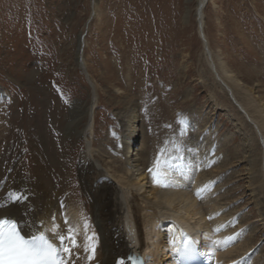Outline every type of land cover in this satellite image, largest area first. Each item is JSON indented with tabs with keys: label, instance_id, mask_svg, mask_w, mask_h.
I'll return each mask as SVG.
<instances>
[{
	"label": "rangeland",
	"instance_id": "1",
	"mask_svg": "<svg viewBox=\"0 0 264 264\" xmlns=\"http://www.w3.org/2000/svg\"><path fill=\"white\" fill-rule=\"evenodd\" d=\"M198 2L0 0V156L9 145L26 156L29 151L23 144L28 142V132L39 131L60 142L63 116L75 100L96 101L97 132L91 142L106 144L118 163L125 162V156L110 150L108 139L119 140L117 148L121 149L120 140L132 127L140 150L145 133L164 143L156 155L165 153L166 147H176L185 159L188 146L177 147L180 144L175 134H180L181 128L187 134L189 129L193 134L211 130L215 133L212 141L228 140L226 148L238 146L243 136L235 130L237 110L229 99L236 105L238 102L226 85L228 95L215 96L222 95L224 89L203 56L204 38L195 16ZM205 20V34L217 57L226 61L244 88H253L255 96L263 95L264 0H208ZM83 34V52L79 49L77 54ZM39 101L47 104L42 107ZM40 112L42 118L36 128L29 121L38 119ZM55 129H59V137ZM15 135L22 146L13 142ZM261 140L264 144V138ZM85 144L73 141L67 147L71 156L64 172L76 174L78 159H73ZM61 146L60 142V151L64 149ZM193 153L200 154L199 150ZM231 162L233 165L223 172L213 167L218 178L222 176L213 182V194H224L226 206L240 217L235 227L241 226L237 231L244 234L250 225L260 222L245 166L238 158ZM23 163L28 165V158ZM67 182L72 188L79 186L72 177ZM196 219L200 215L192 222ZM200 243L201 252L209 256L205 252L212 248L211 243ZM255 247L264 253V236L252 249ZM172 253L173 249L166 250L162 264H172Z\"/></svg>",
	"mask_w": 264,
	"mask_h": 264
},
{
	"label": "bare ground",
	"instance_id": "2",
	"mask_svg": "<svg viewBox=\"0 0 264 264\" xmlns=\"http://www.w3.org/2000/svg\"><path fill=\"white\" fill-rule=\"evenodd\" d=\"M207 2L199 0L195 15L199 34L204 38L203 56L224 89L222 95L217 93L215 96L225 98L228 86L238 102L236 105L229 99L237 110L235 130L243 136L241 143L226 148L228 140L212 141L215 133L211 130H198L193 134L189 129V134L187 130L184 135L175 133L178 134L179 147L188 146L185 159L179 152L180 148L177 151L176 147H166L165 153L156 155L164 143L161 141L160 144V139L156 141V137L151 139L145 133L140 150L135 140L137 134L133 133L132 127L120 140L123 143L121 149L117 148L119 140L108 139L110 150L125 156V162L118 163V158L106 148V144L91 142L97 132L93 111L96 101L84 103L75 100L63 116L64 125L61 129L59 127L62 151L58 148L60 142L55 143L51 137L34 131L28 132V142L23 144L29 151L26 156L12 150L10 145L8 151L0 156V216L8 215L16 219L21 230L29 236L40 232L50 235L49 230L53 226L67 235L68 228L72 227L77 246L71 249L69 264H117L121 258L125 259V264H131L132 259H127L131 255L140 256L144 264H162L166 250L173 249L170 241H177L178 246L183 232L191 235L196 244L200 241L211 243L212 248H208L205 254H209L206 258L214 261V264H264V253H260L262 249H252L257 240L264 236V144L261 140L264 138V94L255 96L253 88H244L226 61L214 53L204 29ZM81 44L82 41L77 54ZM246 115L253 123H249ZM40 118L41 112L38 119L29 121V124L37 128ZM59 129H55L57 137ZM73 141L86 143L73 159V162L78 159L74 175L70 174L71 171H63L71 156L67 147ZM13 142L18 147L22 146L16 135ZM193 150H199L200 154L195 156ZM157 156L161 162L159 165ZM25 157L29 160L28 165L23 163ZM235 158L245 166V177L260 222L250 225L244 234L237 231L241 226L235 227L240 217L226 206L224 194H213L215 189L212 186L222 177L218 178L213 167L223 172L233 165L231 159ZM149 169L153 171L149 172ZM68 177H72L73 182L78 181L79 186L70 187ZM67 191H71L69 196L66 195ZM77 191L80 194L74 195ZM10 195H22L24 198L12 200L9 199ZM197 215H200V219L193 223ZM228 237L235 239L222 244L214 243ZM53 242L58 246L60 244L58 240ZM93 245L95 255L89 260ZM70 246L71 240H66L63 247ZM86 246L88 251L85 250ZM171 257L172 264H179L175 253Z\"/></svg>",
	"mask_w": 264,
	"mask_h": 264
},
{
	"label": "snow or ice",
	"instance_id": "3",
	"mask_svg": "<svg viewBox=\"0 0 264 264\" xmlns=\"http://www.w3.org/2000/svg\"><path fill=\"white\" fill-rule=\"evenodd\" d=\"M181 135H184V129H181ZM167 143V142H166ZM177 147H179L177 145ZM163 151V149H161ZM161 162L157 158V165ZM149 169V172H152ZM155 178V173H153ZM167 186V185H164ZM199 195V190L197 192ZM24 197L10 195L9 199L20 200ZM2 207V206H0ZM87 227V225H85ZM74 229L68 228V234H62L57 230V226H53L49 230V234L40 232L39 234H33L29 239H25L18 230L17 222L11 216H0V264H69L72 258V248H75L76 241L73 235ZM89 239H92L89 237ZM235 237L225 238L224 241H215V244L227 243ZM54 240L60 242L59 246L54 243ZM66 240H71L70 247H63ZM170 243L173 245V252L179 257H188L195 253L196 249L193 246L194 242H190L188 239H184L177 246V241L172 240ZM88 251V247L85 248ZM63 254V255H62ZM95 255V245L91 247V255L88 259L92 260ZM65 256L67 259H65ZM131 260V257L127 258ZM117 264H125V259L121 258L117 261Z\"/></svg>",
	"mask_w": 264,
	"mask_h": 264
},
{
	"label": "water",
	"instance_id": "4",
	"mask_svg": "<svg viewBox=\"0 0 264 264\" xmlns=\"http://www.w3.org/2000/svg\"><path fill=\"white\" fill-rule=\"evenodd\" d=\"M81 40H82V46H81V48H80V50H81V52H83V48H84V44H85V34H83V35H81Z\"/></svg>",
	"mask_w": 264,
	"mask_h": 264
}]
</instances>
